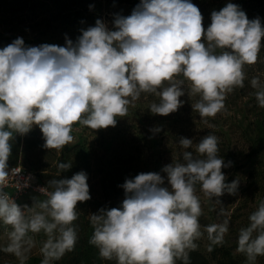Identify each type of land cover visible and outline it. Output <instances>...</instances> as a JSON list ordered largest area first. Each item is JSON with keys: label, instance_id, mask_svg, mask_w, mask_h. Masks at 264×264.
<instances>
[{"label": "clouds", "instance_id": "1", "mask_svg": "<svg viewBox=\"0 0 264 264\" xmlns=\"http://www.w3.org/2000/svg\"><path fill=\"white\" fill-rule=\"evenodd\" d=\"M113 26L109 30L97 19L75 42L66 37V46L26 47L17 38L0 49V222L10 227L3 250L21 264L35 246V234L46 237L41 264H52L72 251L78 238L77 204L91 196L87 174L81 171L40 188L47 199L31 207L18 205L4 191L15 134L38 126L44 148L61 150L73 141L74 124L93 130L115 127L117 117L127 116L128 106L142 93L159 98L149 107L153 114L176 112L187 93L199 97L192 108L201 118L215 117L224 110L227 95L244 87V67L257 62L264 46L260 19H248L231 2L211 13L207 29L191 0H140L131 15H116ZM250 83L264 107V84L258 76ZM178 143L183 149L193 147L188 138ZM218 152V138L209 134L195 145V154L186 150L183 162L163 167L168 186L156 172L126 179L120 185L122 206L89 216V243L100 258L115 264H189V253L204 232L209 251L221 244L228 221L202 231L196 195L197 185L209 199L236 193L239 181L226 183L222 171L231 162L225 164ZM58 167L65 171L71 164ZM249 221L239 232L237 251L246 255L247 264H256L264 256V200Z\"/></svg>", "mask_w": 264, "mask_h": 264}, {"label": "rangeland", "instance_id": "2", "mask_svg": "<svg viewBox=\"0 0 264 264\" xmlns=\"http://www.w3.org/2000/svg\"><path fill=\"white\" fill-rule=\"evenodd\" d=\"M15 2V16L11 17L12 20L0 17V31L23 38L26 47H38L42 44L66 46V37L75 42L74 34L77 31L73 34L69 32V29H75L69 25L73 21L70 9L64 11V16L56 17L52 13H55V5L48 7L46 0ZM105 23L108 27L112 26L107 18ZM13 41L0 38V49ZM147 97L141 94L138 100L130 104L127 116L117 117L115 127L93 130L74 124L71 133L74 139L61 150L44 148L45 142L38 126H34L25 135L15 134L10 141L8 166L21 165L37 173L47 184L51 179H70L81 171L87 174L91 199L77 204L78 219L74 221L78 237L76 245L72 251L66 252L52 264H115V261L101 259L98 249L89 243L93 234L89 216L98 213L101 208H120L125 199L120 185L140 173H159L165 177L164 186H168L167 174L162 172L163 167L183 162L182 153L186 150L195 154V145L209 134L218 138L220 156L225 164L231 162L230 166L222 169L227 178L226 183L237 180L239 184L235 194L225 192L218 198L220 202L215 197L207 198L200 186H197L196 195L202 208L199 218L201 230L204 231L208 225L228 221V231L223 242L213 245L211 251L207 233L204 232L203 237L196 241V250L189 253V264H247L246 255L237 251L238 236L240 230L249 225V216L257 209L259 202L264 200V142L255 146L254 141L259 136L256 132L244 137L241 131L232 129L231 126L241 122L245 128L252 123L264 130V107L258 105L255 97L251 105H246L249 99H245L237 104V108L225 105L224 110L215 117L201 118L192 108L199 97H189L186 93L180 97L183 105L178 115H182L188 122L185 125L177 124V117H174L159 122L156 128V123L143 121L138 114L141 106L150 104L146 102ZM253 104L256 106L254 110L250 109ZM162 125L164 129H161ZM138 132L150 141L151 147L145 148L144 156H140L135 148V135ZM181 137L193 140V147L183 149L178 143ZM125 155L130 161H121V157ZM139 159L142 162H138ZM60 163H70L71 167L60 171ZM252 171L256 174L257 182H254L255 177L251 178L249 175ZM36 200L44 199L36 197ZM33 238L35 246L26 254L24 264H41L43 260L40 248L46 237L40 233ZM7 244L8 239L0 234V264H21L14 254L3 250ZM256 264H264V256H258Z\"/></svg>", "mask_w": 264, "mask_h": 264}, {"label": "trees", "instance_id": "3", "mask_svg": "<svg viewBox=\"0 0 264 264\" xmlns=\"http://www.w3.org/2000/svg\"><path fill=\"white\" fill-rule=\"evenodd\" d=\"M48 2V7L51 4L55 5V14L56 17L64 16V11L70 9L72 14L73 21L69 23L70 27L73 26L75 29H69L70 33L74 34V40L82 34V29L87 30L88 27L95 26V22L97 19L102 20L105 23V19L107 18L111 27H108L109 30H115L113 26V21L116 15L127 17L131 15L132 11L136 8V6L140 3V0H46ZM237 4L241 10H243L248 19H256L259 18L262 26H264V0H191V3L195 4L201 11L203 16V26L205 29L211 24V13L213 11H219L223 7L226 6L227 3ZM17 4L15 0H0V17L3 20H12L11 17L15 16V12L13 10L14 5ZM62 18V17H61ZM106 24V23H105ZM77 28V29H76ZM79 29V31H78ZM76 30V31H75ZM0 38L6 41L15 40L17 38H21L15 34H5L0 31ZM23 39V38H22ZM25 42V40L23 39ZM262 45H264V40H262ZM244 71L246 74V79L244 81L243 88H235L231 93H229L225 100V105H231L237 108V104L240 101H244L245 99H249L246 105H251V101L255 98L256 89H253L251 86V79L253 77H259L261 83L264 84V46H262L261 51L258 55V60L253 65H245ZM143 95H147V101L150 102L148 106H141L138 111L139 117L143 119V121L149 123H156L154 126L158 128L159 122L168 119L177 117L176 123L180 125H185L188 121L183 119L182 115H178L179 112L182 111V107L179 108L176 112L171 113L167 116H161L157 114L151 113L149 107L152 103L157 102L159 98H157L153 94L142 93ZM256 108L255 104L252 105L250 109L254 110ZM178 115V116H177ZM180 119V120H179ZM241 122L234 123L231 128L235 130H239L242 132L243 136L246 137L247 134L251 132H256L259 136L254 141V145L256 146L259 143L264 142V130L259 129L257 126H253L252 123H249L245 128L242 127ZM243 128V130H241ZM161 129H164L163 125ZM136 151L140 156H144L145 148H149L150 141L147 137H142L141 133L138 132L136 135ZM219 148V147H218ZM220 156V150L218 152ZM221 157V156H220ZM121 161H130L128 156L121 157ZM138 162H142L140 159ZM18 165V164H14ZM251 178H254L256 174L252 171L250 174ZM39 176V175H38ZM42 180V179H41ZM257 177L254 178V182H257ZM45 182V181H44ZM46 183V182H45ZM198 186V185H197ZM37 201L36 199H32ZM222 264V263H220Z\"/></svg>", "mask_w": 264, "mask_h": 264}, {"label": "built area", "instance_id": "4", "mask_svg": "<svg viewBox=\"0 0 264 264\" xmlns=\"http://www.w3.org/2000/svg\"><path fill=\"white\" fill-rule=\"evenodd\" d=\"M7 170L9 175L6 178L4 191L18 205L31 207L34 203L32 199H36V197L47 199L46 196L40 193L39 189L47 187L48 184L41 180L37 173L29 171L21 165H10ZM49 190L51 191V189ZM7 231H10V227L0 222V234L7 238Z\"/></svg>", "mask_w": 264, "mask_h": 264}]
</instances>
